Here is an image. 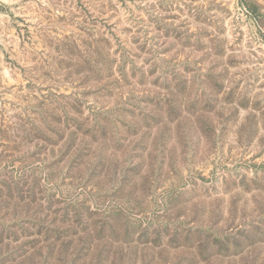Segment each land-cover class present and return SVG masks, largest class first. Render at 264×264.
I'll use <instances>...</instances> for the list:
<instances>
[{
    "label": "rangeland",
    "instance_id": "1",
    "mask_svg": "<svg viewBox=\"0 0 264 264\" xmlns=\"http://www.w3.org/2000/svg\"><path fill=\"white\" fill-rule=\"evenodd\" d=\"M0 264H264V0H0Z\"/></svg>",
    "mask_w": 264,
    "mask_h": 264
}]
</instances>
